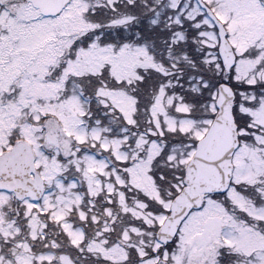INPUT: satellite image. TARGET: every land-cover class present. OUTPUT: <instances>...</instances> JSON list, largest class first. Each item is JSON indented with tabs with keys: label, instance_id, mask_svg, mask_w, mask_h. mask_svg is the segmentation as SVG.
I'll list each match as a JSON object with an SVG mask.
<instances>
[{
	"label": "snow or ice",
	"instance_id": "6c2138e0",
	"mask_svg": "<svg viewBox=\"0 0 264 264\" xmlns=\"http://www.w3.org/2000/svg\"><path fill=\"white\" fill-rule=\"evenodd\" d=\"M0 264H264V0H0Z\"/></svg>",
	"mask_w": 264,
	"mask_h": 264
}]
</instances>
